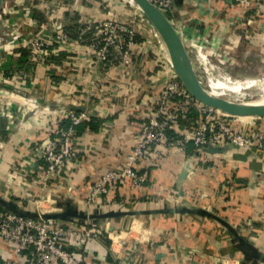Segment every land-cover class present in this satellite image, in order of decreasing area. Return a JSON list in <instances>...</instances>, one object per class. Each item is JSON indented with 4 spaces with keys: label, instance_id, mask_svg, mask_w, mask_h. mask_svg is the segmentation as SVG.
Here are the masks:
<instances>
[{
    "label": "crops",
    "instance_id": "obj_1",
    "mask_svg": "<svg viewBox=\"0 0 264 264\" xmlns=\"http://www.w3.org/2000/svg\"><path fill=\"white\" fill-rule=\"evenodd\" d=\"M126 7L119 0L3 1L0 22L16 23L26 31L23 41L0 49V107L15 117L9 126L2 119L7 135L0 148V197L28 209L31 204L25 194L46 198L50 190L56 211L61 208L58 203L70 201L88 214L111 209L161 210L164 206L201 208L212 216L156 211L136 214L141 220L125 215L97 223L87 218L82 223L131 228L140 234L137 242L128 238L129 264H213L215 258L225 256L237 258L240 264H264L235 247L234 236V232L239 234L264 254V150L256 145L237 148L222 142L199 154L171 149L143 164L147 180L142 186L132 190L124 182L117 188L119 197H136L127 203L131 207L84 203L87 186L106 171L121 167L137 143L150 98L165 76L160 56L145 43L140 21ZM167 17L176 30L187 35L186 48L196 46L213 53L235 73L246 70L249 75L264 64V0L247 4L173 0ZM114 18L134 25L139 32L140 42L127 64L100 62L91 44L94 26ZM59 30L76 37L65 47L52 49L44 60L31 59L32 39L54 36ZM206 66L211 85L220 93L233 88L251 94L264 88V75L243 77L244 84L242 77L238 80L226 74L216 61ZM69 110L89 113L85 122L90 125L80 124L75 131L79 159L59 168L57 178L47 186L37 185L32 180L38 171L29 159L62 129L60 123ZM231 120L247 131L264 128L262 120L244 125L236 118ZM179 127H184L182 121ZM16 170L25 178V189L13 183ZM0 249L6 260L21 262L14 246L0 242ZM79 257L80 264H117L106 242L94 238L85 243Z\"/></svg>",
    "mask_w": 264,
    "mask_h": 264
},
{
    "label": "built area",
    "instance_id": "obj_2",
    "mask_svg": "<svg viewBox=\"0 0 264 264\" xmlns=\"http://www.w3.org/2000/svg\"><path fill=\"white\" fill-rule=\"evenodd\" d=\"M149 1L166 16L172 11L173 0ZM234 1L247 4L260 0ZM7 25L8 29L13 27L12 24ZM94 32L91 44L99 61L111 65L116 62L127 64L131 51L140 42L137 28L119 18L102 20L94 26ZM177 32L184 41L187 35L182 33V30ZM3 34L7 35V33ZM70 35V31L59 30L54 36L34 37L30 43V58L46 59L52 49L65 47L72 39ZM7 39L4 38L6 41ZM23 40V33L18 31L10 35V44H6L4 48L12 47ZM167 63L160 89L150 98L151 101L147 106L146 119L141 126L137 143L126 154L121 167L106 171L94 183L87 186L84 196V203L87 206L122 207L129 201L135 200L134 195L130 198L119 197L117 188L124 182H128L132 190L142 186L147 180L143 164L156 161L171 149L187 153L188 145L191 144L192 152L199 154L206 148L216 147L226 142L237 148L256 145L264 150V128L247 131L237 128L231 120L239 117V123L244 125L254 124L259 119L264 122V118L230 115L203 104L193 97L173 70L172 65L168 61ZM191 112L196 113L194 119L187 117ZM63 117L69 119V126L58 130L57 135L51 137L29 159L30 162H35L34 165L38 171V175L32 180L37 185L47 186L57 178L59 168L77 162L79 159L81 149L75 142V127L87 121L89 113L85 110H69ZM2 119H6L7 126L15 121L14 115L6 108L0 107V120ZM180 121L185 122L183 128L179 127ZM171 131L178 133V136L170 137ZM4 141L5 137L0 136V148L4 146ZM12 180L15 185L23 189L27 187L25 178L18 170L13 173ZM47 193L46 198L56 205V200L50 198V190ZM24 197L30 204H36L38 208L35 211L39 214L56 211L39 208L40 203L45 200L41 194L37 196L25 194ZM82 222L78 219L58 221L55 218L24 216L9 211L0 204V242L14 246L22 257L21 262H11L3 258V252L0 249V264H54L56 262L80 264L79 256L85 243L91 238L105 241L117 264H129L130 254L126 249L128 243L126 231L121 228H107ZM132 240L139 241L138 238ZM212 263L240 264V261L237 258L225 256L215 258Z\"/></svg>",
    "mask_w": 264,
    "mask_h": 264
},
{
    "label": "water",
    "instance_id": "obj_3",
    "mask_svg": "<svg viewBox=\"0 0 264 264\" xmlns=\"http://www.w3.org/2000/svg\"><path fill=\"white\" fill-rule=\"evenodd\" d=\"M138 8L145 15L147 20L150 22L152 27L160 35L161 39L164 41L169 57L171 60V65L173 70L178 75L179 79L182 81L187 90L195 97L197 100L203 104L219 109L222 112L228 113L230 115L236 116H253L264 118V104L262 105H249L243 106L238 105L233 102L219 99L215 96L209 94L205 88L200 84L197 72L193 65V60L187 52V48L180 37L179 33L169 20V18L152 2L149 0H133ZM3 0H0V12L2 8ZM211 148V147H210ZM213 149V148H212ZM0 204L7 210L29 217H39L42 218H59V219H78L79 221H84L87 218H93L95 223L103 218L112 217H122L125 215H136L140 213H151L156 211H163L169 213H194L202 215H210L211 213L201 209V208H189L186 206H174L168 208L164 206L161 210H122V209H111L101 213H91L88 214L85 210L79 209L77 206L73 205L70 201H65L58 203L60 206L59 211L55 212H43L39 214L36 211L21 208L19 204L13 200H7L0 197ZM236 239L235 247H237L244 255L249 257H254L257 260H264V254L255 250L247 241H245L239 234L234 232Z\"/></svg>",
    "mask_w": 264,
    "mask_h": 264
},
{
    "label": "rangeland",
    "instance_id": "obj_4",
    "mask_svg": "<svg viewBox=\"0 0 264 264\" xmlns=\"http://www.w3.org/2000/svg\"><path fill=\"white\" fill-rule=\"evenodd\" d=\"M120 2H125L126 4V8H128L126 10V12H130L132 13L136 18H138V20L140 21V33L144 36V39L143 40H147L148 42H145L147 44H149L151 46V49H153L161 58L162 60V63L164 64V67L167 68L168 66V63L161 51V48H160V45H159V41H158V38L154 32V29L152 27V25L150 24V22L147 20V18L145 17V15L142 13V11L138 8V6L136 5V3H130L129 0H119ZM4 18V17H3ZM9 24H12L13 27L9 28L8 29V25L7 23H4V22H0V49H5L4 46H6V44H10L9 40H10V35H14L16 32H24L26 31V28L25 30L22 29L19 25V27L17 26L16 23H9ZM67 31V30H65ZM29 33V31H27ZM3 33H7V35L3 34ZM31 35V33H29ZM72 36V35H70ZM2 37V38H1ZM8 38L7 41L4 40V38ZM195 47V46H193ZM210 50V48H208ZM212 52V51H211ZM213 55V53H210ZM215 56V55H213ZM218 58L216 57V62H217V66L220 68V67H223L221 69L225 70L226 71V74L230 75L231 77L235 78L237 77V79L239 80V77H242V81L241 83H244V84H247V82H245V80L243 79V77H251V78H256V77H260L264 75V64L261 66V68L257 71H252L251 74L247 75V72H244L246 70H239V71H242V72H237L235 73L233 71V69L231 70L228 66H226L223 62H221L220 60H217ZM210 63V62H208ZM208 63H206V65H208ZM193 65H194V68L197 72V76L198 74H202V70L199 66L196 65L195 62H193ZM205 65L204 69L206 70L207 69V66ZM243 69H246V68H243ZM253 70V69H252ZM238 71V70H237ZM244 73V74H243ZM207 79H208V75L205 73ZM178 76V75H177ZM209 80V79H208ZM210 82V81H209ZM211 84V83H210ZM212 86V85H211ZM213 88V86H212ZM214 89V88H213ZM247 90V89H246ZM215 92L217 93H220L219 91H217L216 89H214ZM231 91V93L229 94V92ZM229 90H223V93H220V96L224 97V98H227V99H231V100H239V99H244V98H250L256 94H263L264 93V88L260 89L259 91L257 92H250L251 94H242V93H239L237 90L235 89H230ZM234 93V94H232ZM225 94V95H224ZM229 94V95H227ZM232 94V95H231ZM232 97V98H231ZM236 116V115H235ZM236 118V117H235ZM262 118V117H261ZM239 120V117L236 118ZM260 120V119H259ZM55 203H51L49 199L45 198V200H43L41 203H40V207L39 208H43L45 210H55ZM132 205L131 204H125L124 206L122 207H125V208H129L131 207ZM28 209L30 210H36V208H38L36 206V204H31L29 207H27ZM57 209V208H56ZM132 218V217H131ZM132 219H135V220H141V217H138V216H135L132 218ZM145 225H147L146 223H144ZM147 227V226H146ZM147 229V228H146ZM124 231L127 232V237L128 238H131V239H136L138 237H141L139 236L140 234H138L137 232H135L134 230H132L131 228L129 229H123ZM139 232V231H138ZM141 240V239H140Z\"/></svg>",
    "mask_w": 264,
    "mask_h": 264
},
{
    "label": "bare ground",
    "instance_id": "obj_5",
    "mask_svg": "<svg viewBox=\"0 0 264 264\" xmlns=\"http://www.w3.org/2000/svg\"><path fill=\"white\" fill-rule=\"evenodd\" d=\"M129 2L134 3L133 0H129ZM154 32L158 38L159 45H160L161 51H162L165 59L171 64L169 53H168V50H167V47H166L164 41L161 39L160 35L157 33V31L155 29H154ZM187 52H188L189 56L192 58V60L196 63V65L201 68L202 74H198V78H199L200 84L203 86V88H205V90L209 94H211L212 96H215L219 99L226 100L229 102H233L235 104L243 105V106L264 104V93L263 94H256L250 98H244V99H239V100H231V99H227V98L220 96V94L215 92L214 89L212 88L209 80L207 79V77L205 75V69H204L206 63H208V62L213 63L216 61L215 57L212 54H210L209 51H207L203 48H199V47H191V48L189 47V48H187ZM230 93L231 92H229V94ZM217 94H219V96ZM229 94H227V95H229Z\"/></svg>",
    "mask_w": 264,
    "mask_h": 264
},
{
    "label": "trees",
    "instance_id": "obj_6",
    "mask_svg": "<svg viewBox=\"0 0 264 264\" xmlns=\"http://www.w3.org/2000/svg\"><path fill=\"white\" fill-rule=\"evenodd\" d=\"M68 28V27H67ZM69 29V28H68ZM71 35L72 36H75V34L73 35L72 34V32H71ZM76 37V36H75ZM196 116V113L195 112H191L187 117H189V118H193L194 119V117ZM183 122V124H185V122L184 121H182ZM69 124H70V122H69V119L68 118H64V119H62V121H61V123H60V126L62 127V129H66L68 126H69ZM80 124H88V122L86 123V122H82V123H80ZM80 124H78L76 127H75V130L77 129V127L80 125ZM88 125H90V123L88 124ZM7 135V130H6V126H5V121H3V120H0V136H2V137H5ZM175 135V133L173 132V131H171L170 133H169V136L170 137H173ZM189 150L190 151H192V145L191 144H189L188 145V148H187V152H189Z\"/></svg>",
    "mask_w": 264,
    "mask_h": 264
}]
</instances>
